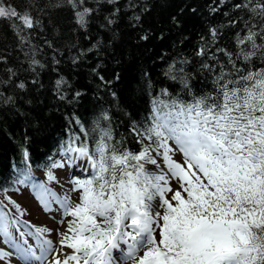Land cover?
Returning a JSON list of instances; mask_svg holds the SVG:
<instances>
[{"label":"snow or ice","instance_id":"1","mask_svg":"<svg viewBox=\"0 0 264 264\" xmlns=\"http://www.w3.org/2000/svg\"><path fill=\"white\" fill-rule=\"evenodd\" d=\"M106 3L113 10L100 27L111 30L121 9L117 0ZM100 6L101 0H95L94 6H89V0H22L18 5L0 0V19L18 22L10 27L24 44L30 35L25 30L41 24L34 13L48 17L55 27L54 14L70 9L76 25L87 30L98 18ZM234 7L245 12L244 27L236 34L234 51L219 50L227 62L211 93H195L183 68L175 63L165 75L179 78L183 95L173 96L167 87L155 91L152 77L145 72L142 89L151 95L152 117L147 126L134 124L130 129L141 145L138 152L123 142L114 143L111 130L99 123L91 147L86 141L74 147L79 136L69 141L64 151L77 154L69 160H81L85 176L71 181L70 190L78 199L63 198L64 218L56 229H35L39 256L27 240L23 245L14 243L22 258L44 261L52 254L48 264H119L114 256L119 251L130 264H264V0H238ZM133 19V26L140 24V16ZM170 20L180 26L178 15ZM209 33L217 36L215 28ZM149 36L145 32L139 39L147 41ZM101 46L98 41L92 47ZM205 54V48L197 52ZM5 60L0 55V62ZM31 63L39 61L33 58ZM92 71L105 86L112 83L99 65ZM114 78L119 80L120 74L114 73ZM9 82L0 80V84ZM63 83L56 81L58 87ZM17 87L26 85L20 82ZM10 102L11 97L5 99ZM99 120L110 122L106 110ZM81 131L87 138L83 125ZM176 152L182 154V161L173 158ZM22 156L27 163L26 147ZM62 167L60 162L52 164V168ZM21 175L19 183L31 179ZM48 176L55 179L51 172ZM51 195L43 185L37 189V199L46 210ZM8 199L23 215L21 206ZM21 223L0 211V234L5 237H11V229H19ZM53 231L58 247L44 238ZM19 236L25 233L20 231ZM11 255L0 249V258Z\"/></svg>","mask_w":264,"mask_h":264},{"label":"trees","instance_id":"2","mask_svg":"<svg viewBox=\"0 0 264 264\" xmlns=\"http://www.w3.org/2000/svg\"><path fill=\"white\" fill-rule=\"evenodd\" d=\"M6 2L18 5L22 0ZM236 2L117 0L116 7L121 11L111 30L100 27L113 10L106 0H101L98 18L87 30L76 25L70 9L54 14L55 27L48 17L34 13L41 24L25 30L30 35L24 44L10 27L15 21L0 19V55L6 57L0 62V80L10 81L0 84V199L15 190L22 173H45L49 181L55 157L71 154L64 151L70 140L80 137L74 147L85 141L93 145L97 123L111 130L114 143L123 142L124 147L138 152L141 145L130 129L134 124L147 126L152 117L151 95L142 89L143 73L152 77L155 91L167 87L173 96L183 95L179 78L165 75L169 65L175 63L183 68L195 93H211L221 66L227 62L219 50L234 51L236 34L244 27L246 15L234 7ZM94 5L95 0H89V6ZM173 15H178L179 27L171 23ZM135 16H140V24L133 26ZM211 28L217 30L215 38L209 33ZM145 32H150L149 39L140 40ZM98 41L102 46L94 49ZM200 48H205L204 56L197 55ZM33 58L39 64H32ZM205 64L209 68L203 67ZM98 65L103 69L101 74L112 80L110 85L105 86L93 74ZM114 73L120 74L119 80ZM57 80L65 83L58 87ZM20 82L25 83V89L17 87ZM77 92L81 93L79 97ZM8 97L13 102L5 103ZM104 110L110 122L98 121ZM24 147L30 154L27 163L22 156ZM0 211L6 212L1 207Z\"/></svg>","mask_w":264,"mask_h":264},{"label":"rangeland","instance_id":"3","mask_svg":"<svg viewBox=\"0 0 264 264\" xmlns=\"http://www.w3.org/2000/svg\"><path fill=\"white\" fill-rule=\"evenodd\" d=\"M77 154H75L76 156ZM61 156H56L53 163L60 162L63 163L64 167L62 168H52L49 172H51L55 179H50L48 177L49 181H46V174L45 173H36L32 171L30 173L31 179L26 181L25 183L16 184L15 190L9 191L3 196L2 200L8 204L10 203V200L8 197L11 198V200H14L16 203H18L21 206V209L23 211V215L17 212L15 205L10 206L11 209L15 210L18 214H20L23 218L22 223L20 224L21 229L27 233L25 235L28 240L33 243L34 248L37 250L36 255L39 256V251L41 250L40 242L37 240L36 235L30 230L32 228H49V229H56L58 222L64 218L63 217V209L61 206L57 203L62 202L63 198L67 195L70 196L73 201H76L78 199L76 193L72 192L71 189V180L77 179V176L79 175V178H85L84 175H81L82 169L79 167V164L81 163V160L74 159V167L71 168L67 163L68 161H64L63 159H59ZM177 161H182V154L179 152H176V154L173 157ZM62 160V161H61ZM147 168H151L152 171H154V167L151 165H147ZM73 168L75 170H73ZM34 185L36 187H34ZM40 185H43L44 187H48L52 193L55 195H51L50 202L51 206H48V209L46 210L43 205L39 202L37 199V189ZM173 187H175V184H173ZM8 202V203H7ZM9 206V205H8ZM51 207V208H50ZM9 216H13L14 212L12 210H9ZM70 218V217H69ZM63 230V229H61ZM12 237L8 238L5 237L3 234H0V249L7 251V246L9 242L12 241L13 238V231ZM31 233V235H29ZM44 238L51 239L53 241V246L58 247L56 244L57 241V235L56 232L53 231L51 233H45ZM5 241L7 245H5ZM64 251H70L68 249H64ZM13 252V251H11ZM142 254V253H141ZM52 254H49L48 260L42 261V264H48V261L51 260ZM6 260L11 261L13 264H19L20 262L17 261L14 256H10L8 258H0V264H6ZM34 264H41V261L35 260L33 258ZM44 262V263H43ZM120 262V261H119ZM119 264H130V262L121 261Z\"/></svg>","mask_w":264,"mask_h":264},{"label":"bare ground","instance_id":"4","mask_svg":"<svg viewBox=\"0 0 264 264\" xmlns=\"http://www.w3.org/2000/svg\"><path fill=\"white\" fill-rule=\"evenodd\" d=\"M130 24H131V22H130ZM133 25V24H132ZM120 263V262H119Z\"/></svg>","mask_w":264,"mask_h":264}]
</instances>
